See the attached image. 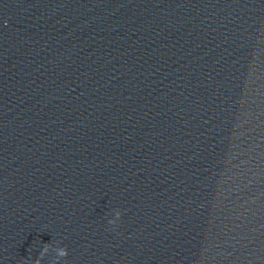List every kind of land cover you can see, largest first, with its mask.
<instances>
[{"label": "water", "instance_id": "95a60500", "mask_svg": "<svg viewBox=\"0 0 264 264\" xmlns=\"http://www.w3.org/2000/svg\"><path fill=\"white\" fill-rule=\"evenodd\" d=\"M0 18V264H264V0Z\"/></svg>", "mask_w": 264, "mask_h": 264}, {"label": "clouds", "instance_id": "9594fccd", "mask_svg": "<svg viewBox=\"0 0 264 264\" xmlns=\"http://www.w3.org/2000/svg\"><path fill=\"white\" fill-rule=\"evenodd\" d=\"M122 217V211L119 209H113L110 217L108 218V224L112 226V228L118 227V223ZM52 248L51 244H45L40 255L41 257L49 251V249ZM55 252L58 257H65L67 256L68 252L66 247H56ZM35 264H40V260H36Z\"/></svg>", "mask_w": 264, "mask_h": 264}, {"label": "snow or ice", "instance_id": "6c2138e0", "mask_svg": "<svg viewBox=\"0 0 264 264\" xmlns=\"http://www.w3.org/2000/svg\"><path fill=\"white\" fill-rule=\"evenodd\" d=\"M0 22H2L4 26H6V25L4 24V20H2V18H0Z\"/></svg>", "mask_w": 264, "mask_h": 264}]
</instances>
